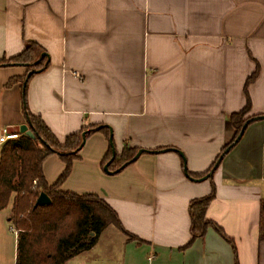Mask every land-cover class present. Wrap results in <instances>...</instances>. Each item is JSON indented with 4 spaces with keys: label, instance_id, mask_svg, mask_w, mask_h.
Wrapping results in <instances>:
<instances>
[{
    "label": "crops",
    "instance_id": "obj_1",
    "mask_svg": "<svg viewBox=\"0 0 264 264\" xmlns=\"http://www.w3.org/2000/svg\"><path fill=\"white\" fill-rule=\"evenodd\" d=\"M31 42L48 57L29 80L28 108L61 143L107 127L119 155L160 151L109 174L111 134L87 138L61 190L102 197L138 239L111 225L67 264H264V119L212 178L192 180L234 140L232 115L249 101L248 117L264 115V0H0V61ZM30 69L0 66V135L28 124L24 84H8ZM65 169L50 155L48 183ZM213 191L207 218L221 231L191 243L190 204ZM13 206L0 211V264H17Z\"/></svg>",
    "mask_w": 264,
    "mask_h": 264
},
{
    "label": "trees",
    "instance_id": "obj_2",
    "mask_svg": "<svg viewBox=\"0 0 264 264\" xmlns=\"http://www.w3.org/2000/svg\"><path fill=\"white\" fill-rule=\"evenodd\" d=\"M43 53H46L43 47L31 42L19 56L1 60L0 66L22 65L31 68L30 72L33 68L30 64L38 61ZM46 62L45 58L36 68L45 69ZM27 78L28 75L22 79H13L8 87L19 82L24 84V111L36 138L22 134L19 139L3 145L0 156V211L6 209L14 198L10 220L18 233L17 264H67L74 256L94 247L102 233L111 225L121 228L130 239L137 240L136 236L124 229L116 210L102 197L61 190L62 184L72 173L74 161L80 157V150H77L83 142L85 130L68 136L65 143H61L46 122L30 112L27 104L29 81L25 86ZM255 79L256 74L248 80V84ZM250 110L249 101L242 112L232 115L231 121L236 129V136L224 148L216 162L224 151L236 142L244 125L251 119L247 116ZM101 131L107 135L111 134L107 127H103ZM137 152V149L126 147L122 154L117 153L113 159L112 149L104 166L113 159L110 168L117 170L130 162ZM52 154H59L66 162L64 173L53 185L48 183L44 171V163ZM208 173L196 176L202 178ZM42 193L50 196L52 205L36 206ZM215 196L213 191L209 196L191 202L190 214L193 223L191 243L204 237L210 227H216L221 231L219 226L207 218L208 208Z\"/></svg>",
    "mask_w": 264,
    "mask_h": 264
},
{
    "label": "water",
    "instance_id": "obj_3",
    "mask_svg": "<svg viewBox=\"0 0 264 264\" xmlns=\"http://www.w3.org/2000/svg\"><path fill=\"white\" fill-rule=\"evenodd\" d=\"M48 57V54L47 53H43V55L41 56V58L30 64V67H33L34 69H32L29 74H28V78H27V81L25 82V86L28 84V81L30 80V78L34 75V74H38L40 73L43 69H38L36 68V66L42 61L44 60L45 58ZM264 119V115H261V116H256V117H252L251 119H249L246 124L244 125L242 131H241V134L239 135V137L237 138L236 142L231 144L225 151L224 153L220 156V158L218 159V161L216 162V164L214 165V167L212 168V170L204 177L202 178H198V179H195V178H192V180L194 181H204V180H207L209 178H212L214 176V173L215 171L218 169V167L220 166L222 160L224 159V157L226 156V154H228L230 152V150L235 146L236 143H238L241 138L243 137L246 129L248 128V126L254 122V121H257V120H262ZM101 129V127H98V128H95V129H90V130H87L83 133V142L81 144V146L78 148L77 151L81 150L83 148V146L85 145L86 143V140H87V136L88 134L92 133V132H95V131H99ZM8 132H12V133H21V134H24V135H27V136H30L32 138H36V135L34 133V131L31 129V124L28 123V124H24V125H21V126H16V127H11L9 129H7ZM110 142H111V145H112V148H113V159L116 157L117 153H116V150H115V146H114V141H113V135L111 134V139H110ZM171 149H164L162 152H165V151H169ZM75 151V152H77ZM152 152H160V151H150V150H146V149H141L138 151V153L135 155V157L128 163L124 164L121 168L115 170V171H111L110 170V165L113 161V159L105 166V171L109 174H113V173H119L121 170H123L124 168H126L129 164L131 163H134L135 161L138 160V158L144 154V153H152ZM187 170V169H186ZM187 175L190 176V174L187 172ZM52 205V199L50 198V196L46 193H42L40 195V197L38 198L37 200V204L36 206H42V207H45V206H50Z\"/></svg>",
    "mask_w": 264,
    "mask_h": 264
},
{
    "label": "built area",
    "instance_id": "obj_4",
    "mask_svg": "<svg viewBox=\"0 0 264 264\" xmlns=\"http://www.w3.org/2000/svg\"><path fill=\"white\" fill-rule=\"evenodd\" d=\"M21 135V133H12L6 130L2 135H0V145H4L11 140L19 139Z\"/></svg>",
    "mask_w": 264,
    "mask_h": 264
},
{
    "label": "rangeland",
    "instance_id": "obj_5",
    "mask_svg": "<svg viewBox=\"0 0 264 264\" xmlns=\"http://www.w3.org/2000/svg\"><path fill=\"white\" fill-rule=\"evenodd\" d=\"M16 238H15V234L13 233V240H15Z\"/></svg>",
    "mask_w": 264,
    "mask_h": 264
}]
</instances>
